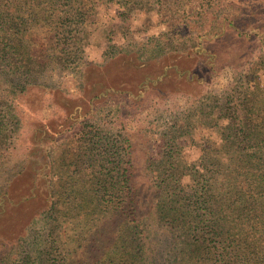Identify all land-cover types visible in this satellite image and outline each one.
I'll return each instance as SVG.
<instances>
[{
	"label": "rangeland",
	"instance_id": "rangeland-1",
	"mask_svg": "<svg viewBox=\"0 0 264 264\" xmlns=\"http://www.w3.org/2000/svg\"><path fill=\"white\" fill-rule=\"evenodd\" d=\"M247 1L255 0H0L1 13L26 24L23 38L0 47V190L22 167L35 122L64 117L54 91L81 94L86 64L100 65L122 52L143 60L173 55L204 33L220 34L208 45L214 53L210 76L163 95L108 97L84 127L65 132L46 154L56 205L69 220H81V205L91 210L96 193L103 194L105 184L110 188L106 181L126 166L148 187L146 179L173 174L194 186L200 167L203 178L219 176L212 169L217 159L226 158V123L237 131L252 124L246 119L252 98L264 96V43L246 41L223 26V19L240 14ZM62 10H67L62 19L67 38L56 45L48 38L55 29L49 14L57 17ZM257 13L264 16V9ZM206 188L213 193L210 184ZM67 219L56 225L52 217H36L22 239L2 249L4 264L43 248L46 232L63 238L73 226ZM32 257L41 256L35 250Z\"/></svg>",
	"mask_w": 264,
	"mask_h": 264
},
{
	"label": "trees",
	"instance_id": "trees-1",
	"mask_svg": "<svg viewBox=\"0 0 264 264\" xmlns=\"http://www.w3.org/2000/svg\"><path fill=\"white\" fill-rule=\"evenodd\" d=\"M257 1H247L240 14L224 18L226 31L264 43V16H257L264 0ZM66 11L57 17L49 14L55 29L48 38L56 45L67 38L62 22ZM25 25L0 9V47L23 38ZM219 35L201 34L196 44L173 55L143 60L136 53L122 52L100 65L88 63L81 71L80 95L54 91L53 100L65 111L64 117L35 122L22 167L0 190V264L8 260L2 249L22 239L36 217H52L56 225L68 218L56 205L46 154L49 144L84 127L95 106L108 97L125 94L137 100L150 91L163 95L169 88L185 90V85L194 86L210 76L214 53L208 45ZM252 102L251 114L246 113L252 124L237 131L230 129L233 123H226V158L217 159L212 169L219 176L203 178L200 167L193 175L194 186L173 174L146 179L148 187L137 183L126 166L106 181L110 188L105 184L104 193H96L91 210L80 204L81 220L67 219L73 226L63 238L60 232L57 237L46 232L43 248L9 260L12 264H264V96H255ZM209 184L213 193L206 188ZM115 186L118 189L112 192ZM35 250L40 258L32 257Z\"/></svg>",
	"mask_w": 264,
	"mask_h": 264
}]
</instances>
